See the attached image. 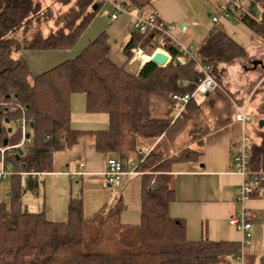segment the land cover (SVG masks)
<instances>
[{"label":"trees","instance_id":"obj_1","mask_svg":"<svg viewBox=\"0 0 264 264\" xmlns=\"http://www.w3.org/2000/svg\"><path fill=\"white\" fill-rule=\"evenodd\" d=\"M123 1L137 10H151L152 0ZM254 1L264 9V0ZM41 2L0 0V146H4V138L7 145L25 139L23 147H19L22 149L19 158L18 147L9 158L16 173L9 176L13 180L10 208L5 210L0 204V264H230L228 259L239 252L237 244L206 238L187 240L183 221L168 213L175 195L171 165L197 157L209 124L203 126L197 141L189 142L187 150L167 156L159 144L148 153L142 148L149 140L176 143L188 115L202 102L191 100L179 111V103L171 99L172 94L183 95L195 89L199 74L193 62L167 43L165 49L171 59L166 65L147 62L138 73H133L126 63L117 64L110 59L108 37L102 32L74 57L34 74L23 51L72 47L98 8L97 5L92 10L94 0H78L80 8L71 22H77L75 26L60 27L48 35L40 30L29 35L32 20L45 19V12L40 14ZM217 4L218 1L215 8L218 14ZM232 19L242 21L257 35L264 36V23L251 12H237ZM20 31L21 36L17 37ZM143 44L149 46L150 54L158 42L154 36L143 37L131 30L130 39L122 47L127 60L132 57V48L136 45L142 48ZM197 49L202 62L213 68L215 76L219 63L231 62L245 54L233 37L217 27L210 30ZM177 59L179 63L175 62ZM221 89L229 94L223 86ZM73 93L85 95L88 111L108 115L106 130L88 133L95 139L98 152L113 154L122 161L132 155L138 160L143 158L138 165L142 174L140 221L136 225L121 223L120 213L124 208L121 198L91 216L83 214L79 198H72L67 217L62 221L48 220L42 212H30L20 202L23 188L35 185L34 176L26 174L22 180V173L37 171L53 152L67 149L85 133L70 126ZM211 93L214 91L202 98ZM173 105L178 106L174 113ZM161 106L165 110L168 107L164 113L159 112ZM257 114L264 115V102ZM8 127L11 132L7 131ZM258 135L260 143L251 142L250 146L251 170H264V130ZM257 264H264V257Z\"/></svg>","mask_w":264,"mask_h":264},{"label":"crops","instance_id":"obj_2","mask_svg":"<svg viewBox=\"0 0 264 264\" xmlns=\"http://www.w3.org/2000/svg\"><path fill=\"white\" fill-rule=\"evenodd\" d=\"M48 1L50 0H44V2ZM200 1L201 10L205 3L208 5L211 3L205 0ZM244 5L249 12L257 6L260 11L258 20L264 23V9L256 1L244 0ZM214 8H216V4ZM149 9H153L162 18L176 26L173 36L183 46L197 48L208 36L210 30L217 27L219 30L227 32L244 48V56L236 59H244L248 56V61L251 62L258 56L256 54L258 48L262 47L259 43V36L242 21L220 17L214 25L210 19L213 14L208 12V8L204 7L203 12L201 11L202 15L205 16L206 20H204L198 16V12L192 8L188 9L187 0H152ZM130 20L131 17L127 14H120L112 19L111 23L116 26L117 32L124 33L119 35L118 39H115L117 34L103 32L108 37L110 59L117 64L126 63L130 72L138 73L148 53H138L133 61L127 60L124 55L122 47L131 37ZM126 32H129V37L118 49L114 43L116 40H121ZM68 50L69 48L33 52H36L35 54L40 53L37 57L42 56L40 58L44 60V63L60 56L59 63L68 58ZM257 60L262 63L257 64L256 67H253L252 64V66L244 64L241 66L239 61L221 63L223 79L221 76L219 79L216 78L229 93L230 105L233 107L231 115L216 118L215 121L207 125V132L202 137L203 139L198 146V155L194 160L179 161L171 165V182L175 195L168 206V213L171 217L183 221L187 240L197 241L206 238L209 241H227L237 244L240 250L242 233L227 221L229 216L240 209V204L235 198V190L241 181V176L231 172V165L233 163L232 156L235 152L234 148L240 141L241 135L245 134L250 137L253 144H259L260 137L258 134L264 130V124L258 126V120L264 121V115L259 116L257 114V108L263 101L262 88H258L262 76L259 65L262 66L263 61ZM241 68L244 70L243 72H240ZM226 76H230L233 81L227 80ZM210 95L205 97L208 98ZM206 98H201L200 102ZM247 99V103L238 105ZM236 106H245L247 112L253 116V120L245 123L236 121L234 119V114L237 111ZM166 110L161 106L159 112L164 113ZM70 126L73 130L85 133L67 149L53 152L43 166L37 168V171H33L36 173L32 177L35 185L26 187L24 184L26 188H23L24 192L20 197L22 206L30 212H42L48 220L62 221L67 217L68 205L72 198L81 200L85 216H91L99 212L104 206L114 204L121 198L124 205L120 213L121 223L124 225L138 224L140 213L138 215L135 209L131 208L126 192L121 187L128 181L132 182L134 176L139 177L140 186L136 190L134 183H131V190L134 191L131 199L137 200L138 210H140V175L142 172L139 171L138 165L143 161V158L138 160L136 155H132L128 160H123L126 172H131L137 165L134 173L123 175L120 184L116 186L117 189L114 186H109L104 174L106 161L108 158H115L116 156L98 152L95 149V139L88 134L89 132L106 130L108 115L103 112L88 111L85 95L73 93L70 96ZM146 146L142 144L144 153ZM154 147L155 144L152 148ZM148 148L150 151L151 147ZM173 152L172 150L171 153ZM78 172L81 173L77 174ZM22 177L23 180L27 175L22 173ZM8 185V195L10 196L13 180H9ZM24 194H28V196L24 197ZM0 201L5 204L8 202L6 198L0 199ZM245 205L255 212V216L252 218L250 243L243 248L244 261H252L253 264H257L260 258L264 257V188L252 194ZM10 206L11 201L9 208ZM130 210L136 213L135 217L131 216L134 218L132 221H130L129 216ZM136 217H138V222H133ZM237 254L228 259L230 264H239L235 260Z\"/></svg>","mask_w":264,"mask_h":264},{"label":"built area","instance_id":"obj_3","mask_svg":"<svg viewBox=\"0 0 264 264\" xmlns=\"http://www.w3.org/2000/svg\"><path fill=\"white\" fill-rule=\"evenodd\" d=\"M112 5V13L110 14L111 19H115L120 14H127L131 17L130 28L132 32L141 34L143 37L154 36L157 40L156 45L149 55L160 50L168 55L171 59L170 54L165 49L167 43L172 44L181 56L187 60L193 62L195 71L199 74L197 79V85L195 89L190 93L172 94L171 99L179 103V111L184 107L186 103L193 100L199 102L203 95L221 89L222 85L217 80L213 73V68L202 62L198 49L191 46L181 45L173 36L175 25L164 18H162L156 11L149 10H136L134 13L128 12L125 3L122 0H110ZM218 14L211 17L213 24H216L220 17L233 18L237 12L247 13V9L244 5V0H224L217 4ZM132 57L130 61L137 56L138 53H145L138 45L132 48ZM237 111L234 114V119L238 122L245 123L246 121L253 120L246 107L236 106ZM24 123V120L22 121ZM24 135V134H23ZM25 139L23 138L19 143L7 146H0V181L7 179L12 174L16 173L12 169V163L10 157L15 154V149L23 147ZM251 139L249 136L242 134L238 144V155L234 157L233 164L236 167L235 172L240 174L241 181L236 187V200L240 204V209L228 217V223L239 230L242 233V241L240 245L239 253L235 260L239 264H245L243 248L250 243L252 237V218L255 216V212L248 208L245 204L246 201L254 194L257 190L264 188V170H251L249 168V154H250ZM125 163L114 157H110L106 161V170L104 172L108 185H119L123 175L134 173L135 168L131 172H126L124 169ZM24 174L36 175L35 172H23ZM78 172L77 174H80ZM152 183V182H151Z\"/></svg>","mask_w":264,"mask_h":264},{"label":"rangeland","instance_id":"obj_4","mask_svg":"<svg viewBox=\"0 0 264 264\" xmlns=\"http://www.w3.org/2000/svg\"><path fill=\"white\" fill-rule=\"evenodd\" d=\"M77 1L78 0H69V2L63 3L59 0H56L55 2H53L52 0H50L48 2H44V0H42V2L40 4V6H41V8H40L41 13L40 14L45 12L43 14L45 15L44 18L46 20L43 18L33 19L31 22L28 34L30 35V33L35 32L37 30L38 31L40 30L41 33H43L44 35L45 34L48 35L52 31H56L60 27H64V28L69 29V28L75 26V24L77 22H74V24H72L71 22H73L72 17L74 15V12L78 11V8H80L77 5ZM217 1L219 3L224 2V0H221V1L217 0ZM217 1H213L209 5L207 3H205L204 7L208 8L209 13L211 12L212 14L217 15L216 9L214 8ZM94 3H96L98 5V8L94 12V14L92 15V17L89 20V22L87 23V25L79 33L75 44L72 47H70L69 50L67 51L68 52L67 53L68 58L74 57L76 54H78L80 49L84 45H86V43L89 41V39L94 38L95 36H97L98 34H100L103 31H107V32L112 33V34H117L115 39H118L119 35L124 34V33L117 32L116 26H113V23H111L112 19L110 18V14L113 11H112V5L110 3V0H94L93 4ZM47 4H49V5H47ZM125 6L129 12V14L134 13L136 11V8L132 4H127ZM187 7L189 10H190V8H192V10H195V12H198V16L201 17L202 19L206 20L205 16L202 15V13H201V11L203 12L204 7L201 10V1L200 0L199 1L198 0H187ZM40 14H38V15H40ZM38 15H36L35 17H37ZM79 20H80V18L77 19V21H79ZM69 24H72V25H69ZM130 25H131V20H130ZM125 34L126 35L123 36L121 38V40H116V43H114V45L118 49H120V46H122L129 37V32H126ZM20 36H21V31L18 33L17 37H20ZM258 36H259V43L261 44L262 47L258 48V51L256 52V54H258V56L254 59H261L263 61V65L262 66L259 65L261 68V75L262 76L260 77V82L258 85V88H262L261 93H262L263 101L260 103V105H261L264 102V50L262 51V49L264 48V36H262L260 34H258ZM141 49L146 53L149 52V50H150V48L147 44H143ZM23 53H24V56L30 65L31 71L33 73H40V72L44 71L45 69H49V68L53 67L56 63H58V61H60V56H59L58 58H56L52 61L44 63V60L40 58L42 56L37 57V56H39L40 53L35 54L36 52L34 53L33 51H23ZM237 61H239L241 66L243 64L246 66H252L251 65L252 63L250 61H248V56L245 57L244 59H236L235 58L231 62H225L224 61L222 63H235ZM220 65H221V63L218 64L217 69L221 75L219 73H216V75H217L216 77H218V79H219V77L221 76L223 79V76H222L223 71L221 70ZM243 71L244 70L241 68L240 72H243ZM226 77H227L226 78L227 80H230L231 82L233 81V79L230 76H226ZM235 78H236V76H235ZM234 80L236 81V79H234ZM217 90H221V91H219V92L214 91V93L211 94L208 98L203 99L197 108H195L191 111V113L188 115V119L186 120L187 122H186L185 126L183 127V130L181 131V134L179 135L176 143L172 144L171 142L166 141V140L160 141V139L149 140V141L144 143V145H147L145 153H147L149 151L148 147L150 146L152 148L154 146V144L156 145V147L159 144V147L161 148V152L167 156L169 154H171L172 150L175 151L176 153L181 152V150L186 149V146L189 144L190 141H192V140L197 141L199 133L203 130V126H206L207 124L212 123L213 121H215L216 118H220L221 116L231 115V111H232L233 107H231L232 105H230L231 102L229 101L230 100L229 96L226 93H224V91L222 89H217ZM245 101L246 100L241 101L240 104H238V105H244V103L248 102V99L246 102ZM232 103L235 104L233 101H232ZM177 109H178V106L173 105L172 112H175ZM257 110H258V108H257ZM248 122H250V121H248ZM249 125H251V123H249ZM238 144H239V142L236 144V146L234 148L235 152L233 153L232 160H234V157L236 155H238V153H239ZM130 155H132V153H130ZM231 169L233 171L236 170V167L233 163L231 165ZM9 180H10V178L8 177L4 181H0V199L6 198V200L8 201L7 202L8 205L5 204L4 202L0 201L1 205L4 206L5 210L9 209V202H10L9 201L10 196L8 195L9 194V185H8ZM132 182L134 183L135 190H136L138 188V186H140L139 177L134 176L132 179ZM132 182H130V181L126 182L125 185H123L121 188H123L124 191L126 192V197H128V200L130 201L129 203H131L130 204L131 208L135 209V212L139 215L140 210H138V202L136 199L135 200L131 199L132 194H134V191L131 190V183ZM109 186H114L116 188V186H118V185H109ZM22 192H24V191L22 190ZM27 196H28V194H24V197H27ZM236 196H238V194L236 193V190H235V198H236ZM131 210L129 213L130 221H132L134 219L133 217H135V215H136V213L132 212ZM131 216H133V217H131ZM133 222H138V217H136Z\"/></svg>","mask_w":264,"mask_h":264},{"label":"water","instance_id":"obj_5","mask_svg":"<svg viewBox=\"0 0 264 264\" xmlns=\"http://www.w3.org/2000/svg\"><path fill=\"white\" fill-rule=\"evenodd\" d=\"M96 8H97V4L94 3L92 5V10H96ZM250 12L252 13V15L255 18L259 19V17H260V11H259V8L257 6H255L254 10H251ZM169 60L170 59L168 58V55L165 52L160 51V50H156V51H154L151 54V56L149 55V57L146 58L142 64L144 65L147 62H152V63H154V64H156L158 66H164V65L167 64V62H169ZM175 62L176 63H179L180 61H179V59H177V60H175ZM251 63L253 65V67H256L257 64H261L262 62L260 60L253 59L251 61ZM5 122L6 123L9 122L8 121V118H5ZM263 124H264V121L262 119H259L258 120V126H263ZM30 125L32 126V122L30 123ZM7 131L8 132H11V127H8ZM26 137H28V134H26ZM7 142H8L7 138H4L2 144L5 146V145H7ZM17 151H18V153H17V156L16 157L19 158V156L22 154V149L21 148H18Z\"/></svg>","mask_w":264,"mask_h":264}]
</instances>
